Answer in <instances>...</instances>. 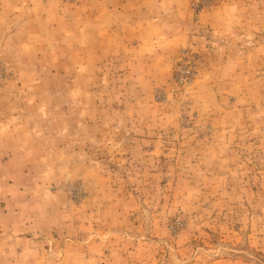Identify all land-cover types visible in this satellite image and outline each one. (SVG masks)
Listing matches in <instances>:
<instances>
[{
  "label": "rangeland",
  "instance_id": "1",
  "mask_svg": "<svg viewBox=\"0 0 264 264\" xmlns=\"http://www.w3.org/2000/svg\"><path fill=\"white\" fill-rule=\"evenodd\" d=\"M8 198L0 264H264V0H0Z\"/></svg>",
  "mask_w": 264,
  "mask_h": 264
},
{
  "label": "crops",
  "instance_id": "2",
  "mask_svg": "<svg viewBox=\"0 0 264 264\" xmlns=\"http://www.w3.org/2000/svg\"><path fill=\"white\" fill-rule=\"evenodd\" d=\"M9 201L11 202L12 200L9 199V198L7 200L5 199V202H9ZM11 203H12L13 207H11L9 209V207L7 206V208H5L4 210H2V214L3 215H1L0 222L2 223L1 225H7V228H6L7 231H14V232H8V233H6L7 234V235L5 234L6 236L10 235V236H12L14 238L15 237H19L20 238V237L23 236L24 233L21 232V234L20 233L17 234L16 231H17V229H19V225L21 224L20 223V219H22L21 218L22 217L21 216L22 215L21 214V209L20 208H17V205L18 204H16V206H15L13 201ZM6 210L8 211V213H6ZM13 227H17V229L16 228H13Z\"/></svg>",
  "mask_w": 264,
  "mask_h": 264
},
{
  "label": "built area",
  "instance_id": "3",
  "mask_svg": "<svg viewBox=\"0 0 264 264\" xmlns=\"http://www.w3.org/2000/svg\"><path fill=\"white\" fill-rule=\"evenodd\" d=\"M191 74V71L190 70H187L186 71V75H190Z\"/></svg>",
  "mask_w": 264,
  "mask_h": 264
}]
</instances>
